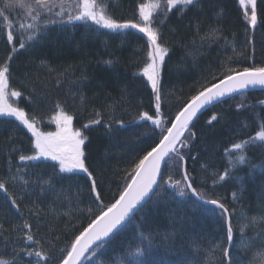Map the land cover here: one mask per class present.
Instances as JSON below:
<instances>
[{"label": "trees", "instance_id": "1", "mask_svg": "<svg viewBox=\"0 0 264 264\" xmlns=\"http://www.w3.org/2000/svg\"><path fill=\"white\" fill-rule=\"evenodd\" d=\"M26 2L34 4V0ZM147 2L148 0H97L98 5L108 6L106 15L111 18L118 22L131 20L136 23L141 22L139 4ZM3 3L4 0H0V6ZM74 4L75 0H49L51 11L44 9L37 22L41 27V39L27 42L23 49L17 44V52L10 62L9 92L19 91L21 96H10L9 103L23 108L30 118L35 117L37 127L46 133L58 130L53 118L59 111L63 110L73 117V130H80L87 137L86 163L97 180L100 199L104 205H109L118 199L135 163L160 139L159 128L153 126L151 121L139 119V114L143 111L155 115L153 92L142 74V69L148 62L149 45L146 35L138 29L109 30L92 21H68L69 14H76ZM164 9V0H161V10L154 13L152 26L158 29L160 43L168 50L161 69V113L169 121L164 126L171 127L170 122L175 119V115L200 89L198 84L202 77L205 78L207 74L222 67L209 82L201 84L210 85L222 78L225 69L242 71L244 68L264 67V0H257L258 23L254 30L243 16L239 0H195L187 7L177 5L167 10L166 14ZM6 14L14 21V36L17 39L30 34L19 28V23L34 22L26 15L25 9L17 7ZM49 20L55 23H47ZM214 30L216 35H213ZM4 31L5 23L0 19V64L5 61L12 47L6 42ZM200 50L201 57H196L199 59L196 70L189 67L188 72L174 74L175 61ZM230 60L231 63L228 64ZM167 83L184 91L181 104L172 111L162 98L163 84ZM262 101L264 90H252L233 96L205 111L189 126L194 136L188 140V147L182 149L186 161L184 167L172 163L170 168L163 167L162 170L165 180L168 175L173 180H181L186 168L193 187L205 200L218 199L225 204L231 215L237 246L239 227L245 224L246 217L249 227L245 237L254 238L251 243L253 242L252 248L256 249L264 246V220L258 219L255 225L249 221L253 217H264V145L257 143L247 146L245 154L249 163L237 166L224 181L218 180V174L230 169L225 150L259 130V122L264 121ZM240 104L245 107L238 108L237 105ZM97 113L100 114L101 123L91 125L89 122L98 118ZM213 115L217 117L216 120L211 119ZM5 119L8 123L16 120L12 116L0 115V154L10 153L2 146L16 137L19 131V134L23 132L22 135L34 140L31 132L18 120V126L10 123L8 126L4 124ZM242 122H248V128L242 132L233 131ZM188 135L186 132L185 138ZM127 138L133 139V143H142L144 147L141 149L136 144L132 150L123 148L117 158L112 156L113 153L109 151L111 143ZM206 148L211 155L205 152ZM21 154L32 155L34 151L23 149L17 154L18 169L29 173L43 171L46 180H50V183L39 184L40 193H46L47 205L52 206V202L56 200L51 196L53 189L63 188L71 177L75 178L69 175H77L79 177L76 178L86 180L84 196L80 193L76 197L65 198L61 208H49V212H40L39 215H32L28 208L26 210L20 199L17 200L20 204V212L17 213L5 193L0 191V204L5 203V206L0 207V225L3 226L0 245L6 244L12 251L16 246L21 247L16 249V253H19L14 256L16 264H19L20 256L27 260L36 257L20 251H31L37 246L24 240L22 233L13 230V226L22 224L27 219L33 225L32 231L37 239L43 238L42 243L52 242L50 251L46 243L43 249L49 252V264H59L61 249L99 214L101 206L90 191L91 182L85 173L79 170L62 172L59 162L51 158L20 161ZM237 154L235 151L232 153L233 156ZM12 161L13 158L9 164L13 167L7 166L11 172L16 167ZM43 164L45 169L41 170ZM202 166H206L208 172L206 183L197 181ZM9 191L18 197L10 188ZM78 191L82 192L80 189ZM233 192L237 194L235 199ZM169 197L179 203H195L206 210L204 216L199 218L201 223L198 222V225L202 228L199 235L204 233L209 241L225 235L224 220L215 205L205 203L190 193L180 196L171 185L163 184L154 190L123 227L105 239L101 249L97 250V255L87 253L82 264H112L114 258L122 260L124 264H211L200 253L180 255L173 253L171 249L169 251L157 238L144 230L142 223L145 222L148 209L152 223L162 225L168 218L163 202ZM131 227L136 230V236L133 239H119L120 234ZM116 240L118 244L114 245ZM137 246L143 250L139 255L135 253ZM237 246L230 249V255L233 251H238ZM14 257L7 256L6 260Z\"/></svg>", "mask_w": 264, "mask_h": 264}, {"label": "snow or ice", "instance_id": "2", "mask_svg": "<svg viewBox=\"0 0 264 264\" xmlns=\"http://www.w3.org/2000/svg\"><path fill=\"white\" fill-rule=\"evenodd\" d=\"M194 2L195 0H164L165 14L167 10L177 5L187 7ZM239 4L243 9V16L254 30L258 23L257 0H239ZM17 7L25 9L26 15L34 21L33 23L27 24L19 23L20 29L27 30L30 33L24 35L22 39H17L14 36V21L6 14L9 10L16 9ZM74 8L76 14H69L67 16L68 21H92L96 25L109 30L138 29L139 32L146 35L149 45L147 51L148 62L144 65L142 74L147 78V82L150 84L153 92L155 115H150L147 111H143L139 114V119L145 122L151 121L153 126L160 129L161 135L159 142L155 143V146H151L150 150H147L142 158L135 163L131 173L128 175V181L119 193L118 199H115L114 203L104 205L100 199L101 193L97 190V180L93 176V173L89 171L86 163L88 159L85 152L87 137L80 130H73V117L63 110L59 111L53 118L58 130L55 133H46L40 131L37 127L35 117L30 118L29 114L23 108L14 107L9 103L10 96H21L19 91L13 90L9 92V76L11 75L10 62L13 59V54L17 52V44L20 49H23L27 42L39 38L41 27L37 22L41 19V12L44 9L51 11V8L49 7V0H34V4L27 3L26 0H4L3 6H0V19L5 23L4 34L6 42L11 44L12 47L5 61L0 64V115L15 117L34 137V154H21L19 160L34 161L43 157H50L52 160L59 162V169L62 172L79 170L85 173L91 182L90 191L94 195L95 201L101 206L99 214L86 227H83V230L78 235H75L64 249H61L62 258L59 264H82L86 253H90L92 256L97 255V250L101 249L105 243V238L123 227L135 214L138 206H142V202L153 192L154 188L159 189L163 184L171 185L177 190L180 196L190 193L199 200L215 205L219 209L220 215L224 220L226 232L223 243L216 245L213 249V252L218 249L220 253L219 256L215 257V264H236L233 256L230 255V249L237 246V241L234 240L233 225L228 208L218 199L205 200V197L193 187L192 178L189 176L186 168H184L181 180H173L171 175H168L167 180H165V173L162 172V164L166 169L170 168L172 163H176L179 167H184L186 161L182 149L188 147V140L194 136V133H191L189 129L193 118L206 105H210L214 101H219L220 98L241 92L250 86L255 87L260 85L264 87V67L244 68L242 71L231 68L225 69L222 78L218 82L211 83L210 85H201L197 93L192 95L190 100L175 115V119L170 122L171 127H165L164 125L169 123V121H166L161 113L160 80L162 65L168 50L160 43L158 29L152 26L154 23V13L161 10V0H148L147 3L139 4L138 13L140 23L131 20L118 22L106 15V6L98 5L97 0H75ZM47 23H55V21L49 20ZM213 35H216L215 30L213 31ZM261 103L264 104V101ZM237 107L243 108L245 105L240 104ZM99 116L100 114L97 113L98 118L89 123L91 125H99L101 123ZM211 119L216 120L217 117L213 115ZM120 123L122 124L123 122ZM85 127H88V125H85ZM186 132L189 133L187 138H185ZM257 143L264 145V121L259 122V130L254 135L249 136L246 140L233 143L229 149L225 150L230 169H226L223 174H218V180L224 181L232 174V170L236 169L237 166L249 163V158L245 154V148ZM233 151L238 154L233 156ZM19 171L20 169H17V172ZM9 181L14 184L20 183L24 187H27L30 181L23 179V177H18L15 174H11L8 180L0 179V191L5 193L12 208L19 213L20 204L17 203V200H23V196L17 197L9 191V188L6 186ZM215 182L213 181V183ZM33 183H50V180L40 179ZM236 195L235 192L232 193L234 199ZM40 211L38 205L35 204L29 209L32 215H39ZM21 215L23 214L21 213ZM258 219L264 220V217H253L249 223L255 225ZM248 227V224H242L239 227L241 234L239 245L245 249L250 247L252 239L246 238L243 235ZM32 229L33 225L27 219L22 224L13 226L14 231L23 234L22 238L24 240L33 242L37 248L41 249L37 250V248H33L31 251L20 249V251L26 252L28 256L35 255L36 257H40L41 259L37 260L36 264H49V252L43 249L45 243H47L50 251L52 242L45 241V243H42L43 238L37 239ZM2 230L3 226L0 225V231ZM142 251V248L139 246L135 249L137 255L141 254ZM13 252L16 255L19 254L16 253L15 249H13ZM258 254L264 257V251ZM254 260L255 257L249 264H254ZM0 264H16L15 257L12 260L0 259ZM112 264H124V262L114 258Z\"/></svg>", "mask_w": 264, "mask_h": 264}, {"label": "rangeland", "instance_id": "3", "mask_svg": "<svg viewBox=\"0 0 264 264\" xmlns=\"http://www.w3.org/2000/svg\"><path fill=\"white\" fill-rule=\"evenodd\" d=\"M107 9H108V6H106V10ZM40 39L41 37L39 35L38 40ZM200 52L202 51L200 50L198 52H194L193 55H195V57L190 53L188 56H184L183 59L175 61L176 64H175V68L173 69L174 74L177 75L179 73H184L186 71L188 72L190 70L189 67H194L195 68L194 70H196L197 61L199 60V59H196V57L198 55L200 56ZM229 63H231V60L228 62V64ZM223 65L226 67L225 63H223ZM219 68L222 69V67H219ZM219 68H217V70ZM217 70L212 71L211 73L207 74L205 78L202 77V81L199 82L198 86H201L202 83L209 82L211 78L216 76ZM183 93L184 91H182L178 87H175L172 83L163 84V90H162L163 102L165 103L167 108H169L171 111L181 104L183 97H184ZM8 117L11 118V116H8ZM4 121H5L4 122L5 125L9 126V123H10V125L18 126V121L16 120H13L9 123L7 119H5ZM247 123L248 122H242L240 126H236L234 124L233 126H236V127H234L235 130L233 131H237V132L245 131L248 128ZM11 127L12 126H10V128ZM20 129L22 130L21 127ZM19 132L16 133V137H12L6 142L4 146H2V148H4L6 151L7 150L10 151V153L6 152V154H4L5 152H3L0 154V178L4 180H8V177L11 174H15L18 177H23V179H28L30 181L27 187H24L20 183L14 184L11 181H9V183L7 184L10 190L16 193L18 197L23 196V200H21L22 202L21 205H24L26 210L27 208L31 209L33 205L35 204V205H38L39 209L41 210L40 212H46V211L49 212V208L50 209L61 208L62 202L65 198H68V197L73 198V197L78 196L80 193L83 194V191H85L87 188L86 180H84L83 178H80V179L76 178L79 176L71 174L69 176H74L76 179L71 177V179L68 180V183H66L65 187L60 188V189H53L51 192V196L56 200L52 202V206L49 204L47 205L46 204L47 199L45 198L46 193L44 192L40 193L39 191L40 183H33L40 179L46 180V178L44 177V172L39 171V173H33V172L29 173L23 170H20L19 172H17V169H18L17 168L18 158H16L17 154H19V152L23 149H30V150L34 149V144H33L34 140L30 139V137L27 135H22L23 132L20 134ZM136 144H138V146L142 149L143 144L133 143V139L131 138H127L126 140L125 139L119 140V141L117 140L113 144L111 143L109 147V151L113 153L112 156L116 157V156H119L120 151L123 148H126V149L130 148V150H132ZM215 147L217 146H214V148ZM205 152L211 155L210 150L208 148L205 149ZM110 155L111 154L109 153V156ZM11 158H13L12 163L16 166L13 168L14 170L12 172L9 169H7V166L13 167L12 165L9 164V162L11 161ZM49 158L50 157H43L40 159H49ZM8 159H10V161H8ZM40 169L44 170L45 165L43 164L40 167ZM206 171H207L206 166H202V170L199 171L197 175V179H198L197 181L199 183H206L207 174H208V172ZM78 189L82 190V192H79ZM82 196H84V194ZM163 203L165 205L164 208H167L168 218H166V220L163 221L162 225H159L157 223H152V219L150 218V216H148V213L150 212L149 211L150 209H148L146 211L147 216H146L145 222L142 223L144 230L147 233H149L153 238L155 239L157 238L158 241L161 244H163L169 251L171 249L173 253L176 252L177 254H180V255L182 254L185 255V253L186 255H189V252L200 253L201 256H204L209 263L215 264V257L219 256L220 253L218 249H216V251L213 252V249L216 247V245L223 243V241L225 240V235L223 234V236L214 238L216 240L209 241L207 240V237L204 236V233L202 235L198 234L200 233V230L202 229L198 225V222H200L199 218L204 216V214L206 213V210L202 206L197 205L195 203H188V204L179 203L172 197L166 198ZM1 206H5V203H1L0 207ZM3 213L4 212H2V214ZM244 221H245V224H247L246 222L248 221L246 217ZM243 235L244 237L246 236L245 233ZM135 236H136V230L134 229V227H131L127 229L125 232H123L122 234H120L119 239L121 238L133 239ZM240 238H241V234L239 236V241H240ZM246 238H251V237L247 236ZM251 240L254 241V238H252ZM252 243L250 247H248L247 249H245L244 247L238 244L237 246L238 251H233L231 253L234 261H236V264H249L250 261H253L254 257H255L254 264H264V257L258 254L261 251H264V246L262 248L256 249V248H252ZM115 244L116 245L118 244V240L114 242V245ZM46 246H48L47 243H46ZM15 248L19 249L21 247L16 246ZM3 253L7 254V256L9 257L16 256V254L12 250L7 248L6 244L1 243L0 255ZM39 259H40L39 257H31L29 260H27V259H24V257L20 256V261L18 263L19 264H36V261Z\"/></svg>", "mask_w": 264, "mask_h": 264}, {"label": "water", "instance_id": "4", "mask_svg": "<svg viewBox=\"0 0 264 264\" xmlns=\"http://www.w3.org/2000/svg\"><path fill=\"white\" fill-rule=\"evenodd\" d=\"M249 90H264V87H262V86H260V85H257V86H255V87L250 86L249 88H247V89H245V90H242L241 92L233 93V94H230L229 96H225V97H223V98H220L219 101H214L212 104H210V105H206L204 108H202V109L197 113V115L193 118L192 121H194V120H195L200 114H202L204 111H206V110H208L209 108L213 107L214 105L220 103L221 101L226 100L227 98H229V97H231V96H233V95H236V94H239V93H243V92H246V91H249ZM165 159L167 160V158H165ZM163 167H164V165L162 164V169H163ZM154 190H155V188H154ZM154 190H153V192H154ZM153 192H151V193L149 194V196L146 197L145 201L142 202V205H143V204L149 199V197L152 195ZM139 207H140V206H138V208H139ZM138 208H137V209H138ZM135 211H136V210H135ZM116 231H117V230H116ZM116 231H114V233H115ZM114 233L110 234L109 237H110L111 235H113ZM107 238H108V237H107ZM107 238H105V239H107ZM86 255H87V253L85 254V257H86ZM83 260H84V259H83ZM83 260H82V261H83Z\"/></svg>", "mask_w": 264, "mask_h": 264}, {"label": "bare ground", "instance_id": "5", "mask_svg": "<svg viewBox=\"0 0 264 264\" xmlns=\"http://www.w3.org/2000/svg\"><path fill=\"white\" fill-rule=\"evenodd\" d=\"M233 125V124H232ZM228 128V127H227ZM7 254L3 253L0 255V259L6 260Z\"/></svg>", "mask_w": 264, "mask_h": 264}]
</instances>
